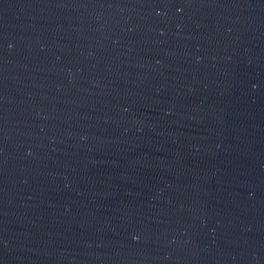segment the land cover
I'll use <instances>...</instances> for the list:
<instances>
[{"label": "water", "instance_id": "1", "mask_svg": "<svg viewBox=\"0 0 264 264\" xmlns=\"http://www.w3.org/2000/svg\"><path fill=\"white\" fill-rule=\"evenodd\" d=\"M0 264H264V0H0Z\"/></svg>", "mask_w": 264, "mask_h": 264}]
</instances>
